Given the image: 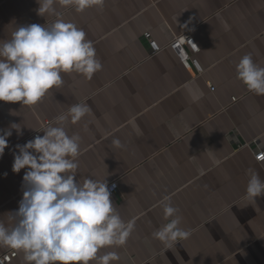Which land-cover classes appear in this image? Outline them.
Returning <instances> with one entry per match:
<instances>
[{"label":"crops","instance_id":"0c3cea01","mask_svg":"<svg viewBox=\"0 0 264 264\" xmlns=\"http://www.w3.org/2000/svg\"><path fill=\"white\" fill-rule=\"evenodd\" d=\"M38 7L37 0H0V40L58 18L39 16ZM55 7L93 41L103 69L91 80L62 74L63 85L36 105L0 101V130L21 126L0 157V220L10 225L24 190L26 169L12 171L15 146L35 131L42 136L45 121L87 98L91 112L66 130L82 138L76 179L116 180L110 199L125 221L135 220L116 249L118 264H264V195L245 198L249 170L264 179V160L254 158L264 148V95L230 103L246 92L236 78L240 58L250 53L264 67V0H105L82 13ZM187 30L200 48L201 75L170 48L149 56L142 37L149 31L164 45ZM114 138L124 147H113ZM164 196L191 231L170 249L152 236L166 223L158 206ZM8 264H24L23 253Z\"/></svg>","mask_w":264,"mask_h":264},{"label":"clouds","instance_id":"9594fccd","mask_svg":"<svg viewBox=\"0 0 264 264\" xmlns=\"http://www.w3.org/2000/svg\"><path fill=\"white\" fill-rule=\"evenodd\" d=\"M37 14L58 17L47 26L29 24L15 28L11 38L0 40V101L39 103L53 88L63 85L65 73H76L91 80L103 65L97 58L93 41L75 23L65 21L55 5L74 8H103L105 0H37ZM236 78L255 95H264V67L252 55H243L235 66ZM91 108L84 101L71 105L57 115L36 136L17 144L12 171L22 177V198L18 209L9 213L10 225L0 220V248L23 253L24 264H118L116 249L124 247L135 229V220L125 221L110 199L107 180L76 179L82 153L81 136L69 135L68 124L79 123ZM12 129L20 133V124L0 130V157L8 147ZM111 144L123 148L119 138ZM5 175H7L5 173ZM264 195V179L249 170L245 198L255 202ZM166 223L153 232L154 239L166 249L187 239L190 230L180 227L182 217L170 196L159 205ZM102 249H112L104 251Z\"/></svg>","mask_w":264,"mask_h":264},{"label":"built area","instance_id":"2783aa9c","mask_svg":"<svg viewBox=\"0 0 264 264\" xmlns=\"http://www.w3.org/2000/svg\"><path fill=\"white\" fill-rule=\"evenodd\" d=\"M142 37L147 41L148 44V50H149V56L156 55L157 53L161 52L165 48H170L173 50V52L176 54L178 60L189 70H192L194 75H201L203 73V67L200 65L197 53L199 52L200 48L196 44L192 33L190 30L174 34L172 39L164 44L160 45L151 35L149 31H145L142 35ZM213 90L214 87H211ZM248 93H251L246 89V92L242 96H234L231 98L230 103H235L243 96L247 95ZM50 121H45L44 126L48 125ZM40 133L38 131H35L33 133V136H39ZM254 158L257 162H261L264 160V148H259L257 152H254ZM112 184H115L116 187L112 189L111 193H114L115 190L118 187V182L116 180L110 181L108 183L109 187H111ZM17 252L12 249H8L7 251H4L0 253V264H8L12 261L14 257H16Z\"/></svg>","mask_w":264,"mask_h":264}]
</instances>
